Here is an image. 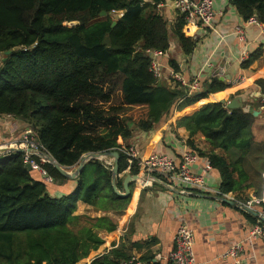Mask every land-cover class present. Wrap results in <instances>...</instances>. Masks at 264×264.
I'll use <instances>...</instances> for the list:
<instances>
[{
    "label": "trees",
    "instance_id": "1",
    "mask_svg": "<svg viewBox=\"0 0 264 264\" xmlns=\"http://www.w3.org/2000/svg\"><path fill=\"white\" fill-rule=\"evenodd\" d=\"M163 2L0 0V116L12 115L24 128L31 126L45 150L72 170L85 154L119 150L135 129L150 131L177 109L182 113L178 126H185L190 137L201 132L219 150L206 154L191 138L187 142L219 172L221 194L259 189L264 184V142L254 140L255 116L245 107L228 108L214 99L229 88L239 96L240 87L215 77L188 96L150 71L146 49L166 54L172 36L187 54L197 43L183 33L184 14L170 30L159 11ZM232 3L245 21L256 17L264 24V0ZM66 21L79 24L69 27ZM9 49L13 51L6 54ZM255 62L253 81L264 95V42L242 67ZM169 63L180 70L176 60ZM231 149L239 151L236 159L227 155ZM119 154L123 173L127 156ZM44 168L55 181L70 179L50 162ZM111 169L107 162L91 159L75 178L72 192L57 196L37 171L25 167L22 151L0 155V264H122L131 256L124 243L106 241L95 231L118 230L115 220L108 214L89 217L87 226L75 214L80 200L104 212L130 208L132 195L115 192ZM140 172L134 164L131 173ZM123 178L117 177L120 190ZM259 204L264 212V202Z\"/></svg>",
    "mask_w": 264,
    "mask_h": 264
},
{
    "label": "crops",
    "instance_id": "2",
    "mask_svg": "<svg viewBox=\"0 0 264 264\" xmlns=\"http://www.w3.org/2000/svg\"><path fill=\"white\" fill-rule=\"evenodd\" d=\"M214 8L217 12L214 21L216 31L207 27L196 28L191 36L196 38L197 43L193 52L188 54L182 50L178 39L172 36L171 46L163 58L164 65L170 68V59L176 60L179 71L187 78L196 77L203 70L200 76L202 82L217 77L230 84V80L239 79L237 86L240 87L239 96L244 100V107L258 111L252 126L254 140L264 142V95L253 81L258 64L255 62L249 68H243L241 54L244 49L251 54L263 43L264 31L256 25H246L232 0H215ZM159 11L167 19L171 30L179 16L172 7L171 0L160 4ZM239 25L245 26L246 39L242 42L236 34V27ZM142 42L139 41V49ZM234 97L237 96H234L231 88L214 95L215 100L226 103ZM181 114V111L175 109L171 114L165 115L152 130L135 129L128 143L135 146L142 157L160 152L179 158L189 138L206 154L219 152L208 143L201 132L190 137L185 126H178L177 120ZM23 130L24 126L19 119L12 115L0 116V146H10ZM227 155L236 159L239 151L231 149ZM208 160L205 155L199 156L191 170L204 174L212 191L203 193L181 183H174L171 186L179 190L174 192L159 182L164 180L141 171L139 174L142 178L130 183L132 203L125 212L99 211L80 200L75 214L80 215L81 224L87 226L91 225L88 223L89 217L95 218L104 214L111 216L118 224V230L95 231L106 241L124 243V250L129 255L135 253L146 259L155 256L163 258L173 250L175 233L185 223L195 233L196 264H232L231 259L224 257V253L238 242L244 246L242 260L245 264H264V232L253 234L257 222H253L245 213L248 211L240 206L251 204L252 209L263 212L259 200L264 195V184L259 189L252 187L239 195L227 193L226 197L235 200L238 205L226 202L219 198L223 197L219 189L220 174L212 166H206ZM75 186V179H69L66 182L50 183L48 189L50 194L60 196L72 192ZM81 224L75 229L78 230Z\"/></svg>",
    "mask_w": 264,
    "mask_h": 264
},
{
    "label": "built area",
    "instance_id": "3",
    "mask_svg": "<svg viewBox=\"0 0 264 264\" xmlns=\"http://www.w3.org/2000/svg\"><path fill=\"white\" fill-rule=\"evenodd\" d=\"M214 2L215 0H171L172 7L179 14H184L185 23L182 30L186 36H191L198 27H207L216 31L214 21L217 12L214 8ZM245 23L246 25H256L264 31V24L256 17L249 18ZM236 34L241 42L245 41V26H237ZM145 52L151 58L150 71L157 80L165 81L171 88L178 87L185 90L188 96L201 90L202 81L200 76L203 70H201L196 77L187 78L182 72L172 67L167 68L164 65L163 58L165 53L163 51L158 49H146ZM241 54L242 62L247 60L250 56V52L247 49H244ZM238 82L239 79L230 80L231 85H237ZM11 149L22 151L24 153L25 163H31L33 170L37 171L46 182H55L54 178L48 173L46 168H44V164L48 162V160L41 152L46 150L37 141L34 129L31 126L25 127L19 137L11 143L10 146H0V152H10ZM118 151H122L126 154L128 161V165L122 174L131 173V168L136 164L142 172L152 174L153 177L160 178L170 185L181 183L203 193L212 191L206 183L204 174L194 173L191 170V167L198 161L199 155L187 142L179 158H174L160 152H153L149 156L142 157L138 153L136 147L129 143H123ZM109 158L112 159V161L108 159L106 162L112 165L114 159L111 157ZM206 166H211L209 160ZM223 196L227 195L223 194ZM259 202H264V195ZM247 206L252 208L251 204ZM262 222L263 221L258 218L257 225L253 229L254 235L263 234L264 226L261 224ZM194 242L195 233L193 228L184 223L179 226L175 233V246L173 250L163 258L155 256L152 259H145L141 255L133 253L123 260L122 264H196ZM243 250L244 246L242 243H235L225 251L224 257L231 259L232 264H245L242 260ZM163 259L165 261H163Z\"/></svg>",
    "mask_w": 264,
    "mask_h": 264
},
{
    "label": "water",
    "instance_id": "4",
    "mask_svg": "<svg viewBox=\"0 0 264 264\" xmlns=\"http://www.w3.org/2000/svg\"><path fill=\"white\" fill-rule=\"evenodd\" d=\"M121 14V13H119ZM101 15L104 16L106 15V11H102L101 12ZM79 22L78 21H66L65 22V25L66 26H69V27H73V26H76L78 25ZM115 24V22H113V25ZM106 43L108 45L111 44L110 42V38L107 36L106 37ZM13 51V49H9L6 51V54H9ZM4 60L6 59V57L3 58ZM159 85H161V83H159ZM227 107L228 108H238V107H244V100L241 96H237V97H234L232 100H230L228 103H227ZM253 115L254 116H257L258 115V111L257 110H254L252 111ZM16 151H19V150H16V149H11L10 152H16ZM9 151H1L0 152V155H3L5 153H8ZM45 158L48 160V162H50L51 164H53V166L64 176L70 178V179H75L79 176L80 172L82 171V169L85 167V165L87 164L88 161H90L91 159H100V160H103V161H107L109 157L113 158V164H112V177H111V182H112V186L115 190V192L120 195V196H128L130 195V183L131 182H134L140 178H142V175L140 174H132V173H126L124 178H123V187H124V190H120L118 187H117V177H121L123 176L124 174L122 173H119V157H120V154H119V151L118 150H112V151H107V152H90V153H87L85 154L82 159L80 160L79 164L72 170H68L66 167L62 166L50 153H48L47 151H42L41 152ZM25 167L28 169V170H33V167L31 165V163L27 162L25 163ZM159 182L164 185L166 188H168L169 190H172L174 192H179V190L173 188L170 184H168L167 182L165 181H161L159 180ZM221 198L222 200H225L226 202H229V203H232L234 205H238L239 203L236 202L235 200H231L229 198H227L226 196H223V197H219ZM240 206L247 210L248 212H250L251 214H253L254 216L260 218L263 222H264V214L256 209H252L250 207H248L247 205H244V204H240Z\"/></svg>",
    "mask_w": 264,
    "mask_h": 264
},
{
    "label": "rangeland",
    "instance_id": "5",
    "mask_svg": "<svg viewBox=\"0 0 264 264\" xmlns=\"http://www.w3.org/2000/svg\"><path fill=\"white\" fill-rule=\"evenodd\" d=\"M137 48V47H136ZM109 161H112V159L109 158ZM87 215V214H86Z\"/></svg>",
    "mask_w": 264,
    "mask_h": 264
}]
</instances>
